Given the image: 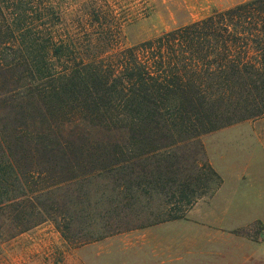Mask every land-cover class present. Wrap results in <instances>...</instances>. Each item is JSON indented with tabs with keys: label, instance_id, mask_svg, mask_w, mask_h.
<instances>
[{
	"label": "trees",
	"instance_id": "16d2710c",
	"mask_svg": "<svg viewBox=\"0 0 264 264\" xmlns=\"http://www.w3.org/2000/svg\"><path fill=\"white\" fill-rule=\"evenodd\" d=\"M100 13L92 9L87 25L73 27L64 24L58 0H0V241L56 218L38 199L80 176L74 171L81 163L66 160L68 153L111 149L110 161L85 175L128 166L114 187L142 190L145 169L135 163L143 155L172 156L199 134L264 115V0L212 11L126 47L115 45ZM95 133L119 138L109 148L95 143ZM201 165L199 193L193 187L183 194L195 180L187 174L175 183L172 163L156 160L153 179L163 178L170 195L190 205L220 183ZM66 170L74 175L65 177Z\"/></svg>",
	"mask_w": 264,
	"mask_h": 264
},
{
	"label": "rangeland",
	"instance_id": "374dc122",
	"mask_svg": "<svg viewBox=\"0 0 264 264\" xmlns=\"http://www.w3.org/2000/svg\"><path fill=\"white\" fill-rule=\"evenodd\" d=\"M242 1L246 0H58V4L64 24L73 27L87 25L90 20L84 19L92 9L100 11V22L112 28L115 45L126 47ZM92 137L97 138V144L107 142L109 148L112 140L119 138L113 133L109 137L95 133ZM92 150L89 155L73 153L74 158L71 153L66 155V160L81 163L74 171L80 176L38 199L40 206L58 211L56 218H47L0 241V264H155L161 260L160 254L143 246L147 231L151 234L148 237H156L159 229L163 231L161 224L179 223L175 228L168 226L170 234L181 228L183 219L203 225L204 210H222L228 215L233 205L243 223L235 233L244 238L245 247L258 249L259 258L251 263L264 264V115L199 134L197 139L180 143L170 152L172 156L143 155L135 163L145 169L143 179L147 182L141 184L142 190L133 185L126 190L114 187L116 177L123 176L118 171L126 178L128 166L85 175L90 167L107 163L116 154L111 149ZM123 158L125 165L132 161L126 154ZM156 160L179 169L175 183H183L187 174L196 181L185 187L183 194H190L193 187L197 188L195 193L204 190L198 189L206 176V170L198 168L203 163L212 167L220 183L205 188L202 196L187 205L177 192L170 195L173 188L163 178L153 179ZM69 173L66 170L65 177L74 175ZM234 187L238 194L233 196ZM174 214L181 217L168 218Z\"/></svg>",
	"mask_w": 264,
	"mask_h": 264
},
{
	"label": "crops",
	"instance_id": "0c3cea01",
	"mask_svg": "<svg viewBox=\"0 0 264 264\" xmlns=\"http://www.w3.org/2000/svg\"><path fill=\"white\" fill-rule=\"evenodd\" d=\"M213 166L219 172L214 164ZM236 189V187L232 189L233 196L238 194ZM219 190L220 188L205 203ZM236 212L238 209L234 205L229 208L228 215L222 210L207 209L202 216L203 225H196L189 219H183L181 228L173 229L170 234L168 226L175 228L179 223H163L160 225L163 231L159 229L156 237H148L151 234L147 231L143 246L156 249L157 254H160L158 258L161 260L155 264H252V260L259 258V252L251 245L245 247L244 238L235 233L243 224Z\"/></svg>",
	"mask_w": 264,
	"mask_h": 264
}]
</instances>
